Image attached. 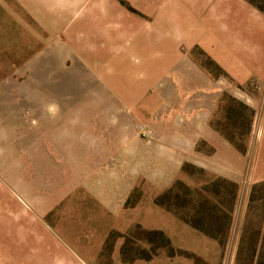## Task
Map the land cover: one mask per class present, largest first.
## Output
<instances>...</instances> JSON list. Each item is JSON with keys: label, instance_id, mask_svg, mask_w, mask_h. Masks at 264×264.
<instances>
[{"label": "rangeland", "instance_id": "374dc122", "mask_svg": "<svg viewBox=\"0 0 264 264\" xmlns=\"http://www.w3.org/2000/svg\"><path fill=\"white\" fill-rule=\"evenodd\" d=\"M51 1L0 0V264H264L261 84L205 45L160 46L155 29L139 44L108 11L79 20L94 0ZM148 146L152 172L131 155L136 182L100 245L103 223L80 213L86 177Z\"/></svg>", "mask_w": 264, "mask_h": 264}, {"label": "crops", "instance_id": "0c3cea01", "mask_svg": "<svg viewBox=\"0 0 264 264\" xmlns=\"http://www.w3.org/2000/svg\"><path fill=\"white\" fill-rule=\"evenodd\" d=\"M86 1L82 5H78V11L87 3ZM127 1L143 15L146 14V17L129 13L140 18L134 21L124 15V11L127 13L128 11L118 2L113 6L111 0L113 9L109 10L106 0H94L97 5L95 12L87 17H81L79 20H94L102 24L108 11L111 16L109 21L105 22L110 23L114 29L135 31L132 40H137L139 44L146 45L151 35L150 31L155 29L158 31L159 37L163 39V42L159 43L160 46L168 44H172V46L174 44L175 46L205 45L207 53L220 63L231 77L239 78V82L242 84H246L249 79H255L260 83L264 99V14L261 11L248 7L239 0ZM52 3L51 0H44L43 6L49 10V5ZM122 16L127 19L121 21L120 17ZM119 36L121 38L110 39L114 53H118V47L128 43L131 38L129 32L119 33ZM85 61L92 62L91 59H85ZM137 91L142 93V87H138ZM257 114L256 150L257 156L264 158V104ZM134 147L130 145L131 149ZM127 151V155L130 154L132 160L122 161L124 166L121 171L117 161L110 159L107 162L106 160L105 164L100 167L96 166L90 171V174H86L85 189L80 190L82 192L80 195L83 194L86 201L84 205L80 206L81 215L86 216L90 221L96 219L103 223V228L99 233V237L102 238L100 245L104 242L106 233L112 228V226H108V223L112 220L115 221L125 213L124 204L136 182L134 178L135 162L132 156L143 159L145 167L142 173L150 174L152 172L150 146L142 153L139 152L140 150L130 151L129 148ZM175 169L178 170V165H174L173 171ZM159 171L161 172V169ZM165 171L166 167L164 166L162 172ZM167 185V183L162 185L163 189Z\"/></svg>", "mask_w": 264, "mask_h": 264}, {"label": "trees", "instance_id": "16d2710c", "mask_svg": "<svg viewBox=\"0 0 264 264\" xmlns=\"http://www.w3.org/2000/svg\"><path fill=\"white\" fill-rule=\"evenodd\" d=\"M174 185L172 186V188H170L169 190L165 191L166 193H163L162 197L167 198V196L176 188Z\"/></svg>", "mask_w": 264, "mask_h": 264}]
</instances>
